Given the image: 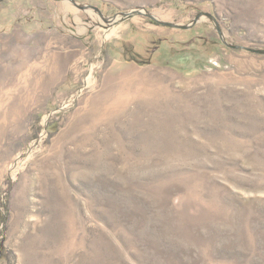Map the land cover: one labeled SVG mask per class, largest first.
<instances>
[{
    "label": "rangeland",
    "instance_id": "374dc122",
    "mask_svg": "<svg viewBox=\"0 0 264 264\" xmlns=\"http://www.w3.org/2000/svg\"><path fill=\"white\" fill-rule=\"evenodd\" d=\"M251 49L264 0H0V264H264Z\"/></svg>",
    "mask_w": 264,
    "mask_h": 264
},
{
    "label": "trees",
    "instance_id": "16d2710c",
    "mask_svg": "<svg viewBox=\"0 0 264 264\" xmlns=\"http://www.w3.org/2000/svg\"><path fill=\"white\" fill-rule=\"evenodd\" d=\"M6 220H7L6 213L0 211V224H5Z\"/></svg>",
    "mask_w": 264,
    "mask_h": 264
},
{
    "label": "water",
    "instance_id": "95a60500",
    "mask_svg": "<svg viewBox=\"0 0 264 264\" xmlns=\"http://www.w3.org/2000/svg\"><path fill=\"white\" fill-rule=\"evenodd\" d=\"M168 25H170V24H168ZM251 51H253V52H260V53H264V51H258V50H253V49H251Z\"/></svg>",
    "mask_w": 264,
    "mask_h": 264
}]
</instances>
